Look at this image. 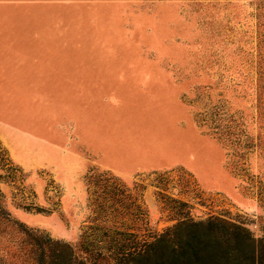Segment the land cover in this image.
<instances>
[{"label":"rangeland","instance_id":"obj_1","mask_svg":"<svg viewBox=\"0 0 264 264\" xmlns=\"http://www.w3.org/2000/svg\"><path fill=\"white\" fill-rule=\"evenodd\" d=\"M32 18L66 38L113 42L115 71L166 73L161 94L175 117L161 133L182 142L183 160L131 178L92 165L64 190L49 173L21 170L0 143V197L15 220L77 253L86 231L115 221L141 241L211 217L264 238V0H0V25ZM100 173L111 194L95 187ZM14 250L6 264H23Z\"/></svg>","mask_w":264,"mask_h":264},{"label":"crops","instance_id":"obj_2","mask_svg":"<svg viewBox=\"0 0 264 264\" xmlns=\"http://www.w3.org/2000/svg\"><path fill=\"white\" fill-rule=\"evenodd\" d=\"M32 20L0 25V143L21 170L65 190L92 165L131 178L182 163V142L161 133L175 117L166 73L115 71L113 42Z\"/></svg>","mask_w":264,"mask_h":264},{"label":"trees","instance_id":"obj_3","mask_svg":"<svg viewBox=\"0 0 264 264\" xmlns=\"http://www.w3.org/2000/svg\"><path fill=\"white\" fill-rule=\"evenodd\" d=\"M96 178L95 187L111 194L106 189L113 180L106 173ZM114 181L117 212L122 185L117 178ZM93 193L91 200L93 196L98 201V192ZM132 206L140 211L138 202ZM97 207L103 212L100 204ZM111 226H93L86 231L77 253L69 243L24 227L5 209L0 197V264H6L11 248H15L11 257H19L23 264H264V238L257 239L247 227L228 218L185 219L148 241L139 240L124 222L115 221ZM6 236L10 238L4 240ZM9 243L12 247L6 245Z\"/></svg>","mask_w":264,"mask_h":264}]
</instances>
